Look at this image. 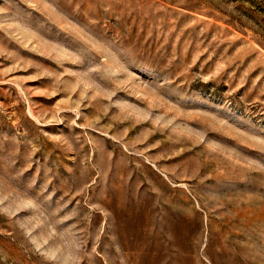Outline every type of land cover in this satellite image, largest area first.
Segmentation results:
<instances>
[{
    "label": "rangeland",
    "instance_id": "rangeland-1",
    "mask_svg": "<svg viewBox=\"0 0 264 264\" xmlns=\"http://www.w3.org/2000/svg\"><path fill=\"white\" fill-rule=\"evenodd\" d=\"M0 264H264V0H0Z\"/></svg>",
    "mask_w": 264,
    "mask_h": 264
}]
</instances>
